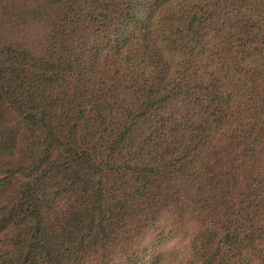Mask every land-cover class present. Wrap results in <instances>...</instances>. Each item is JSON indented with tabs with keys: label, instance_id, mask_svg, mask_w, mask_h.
Here are the masks:
<instances>
[{
	"label": "trees",
	"instance_id": "trees-1",
	"mask_svg": "<svg viewBox=\"0 0 264 264\" xmlns=\"http://www.w3.org/2000/svg\"><path fill=\"white\" fill-rule=\"evenodd\" d=\"M0 264H264V0H0Z\"/></svg>",
	"mask_w": 264,
	"mask_h": 264
},
{
	"label": "rangeland",
	"instance_id": "rangeland-1",
	"mask_svg": "<svg viewBox=\"0 0 264 264\" xmlns=\"http://www.w3.org/2000/svg\"><path fill=\"white\" fill-rule=\"evenodd\" d=\"M188 226L190 228L196 227V222H190ZM175 227H180V217L177 216L175 211H169L164 213L160 221L151 228L144 238L141 239L143 244L148 245V247L152 248V253H158L168 248H172L177 245L179 242L178 239L171 240L170 238L162 237V234H168L170 229ZM168 236V235H167ZM162 240V241H160ZM153 242V243H152ZM151 243V244H150Z\"/></svg>",
	"mask_w": 264,
	"mask_h": 264
}]
</instances>
